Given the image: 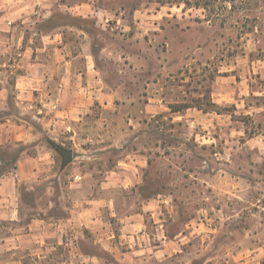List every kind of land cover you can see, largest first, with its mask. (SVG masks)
I'll return each mask as SVG.
<instances>
[{
  "label": "rangeland",
  "instance_id": "rangeland-1",
  "mask_svg": "<svg viewBox=\"0 0 264 264\" xmlns=\"http://www.w3.org/2000/svg\"><path fill=\"white\" fill-rule=\"evenodd\" d=\"M88 1L98 7L85 17L57 6L22 23L35 47L37 31L64 24L60 48L28 51L26 64L20 46L0 54V74L38 56L47 65L34 74L89 63L100 88L57 92L52 108L0 95V171L36 157L18 181L25 213L90 207L86 218L115 231V255L92 227H76L77 245L102 264H264V0ZM57 146L73 150L66 165ZM62 246L57 264H73Z\"/></svg>",
  "mask_w": 264,
  "mask_h": 264
},
{
  "label": "crops",
  "instance_id": "crops-1",
  "mask_svg": "<svg viewBox=\"0 0 264 264\" xmlns=\"http://www.w3.org/2000/svg\"><path fill=\"white\" fill-rule=\"evenodd\" d=\"M57 6H64L70 13L80 17H85L89 11L97 12L98 7L88 0H79L73 5L63 0H0V54L20 46L24 49L16 51L17 55L14 59L18 62L17 64L22 62L26 64L24 58L28 51L34 53L35 49H48V52H51L53 46H56L57 49L60 48L59 44L64 43V38L56 32H59L64 24H57L49 31H37V33H41L40 39L43 40H40L41 43L36 47L31 44L32 37L26 39L23 33L27 31L26 27L30 26L22 24L32 15H39L37 18H52ZM63 9L65 10V8ZM32 60L29 65L36 68L32 67L31 71L26 70L19 74H0V95L9 94L11 90L17 95L15 97L17 104H24L23 99L29 98L31 94H36L37 106L41 102L52 108V106L57 107L56 105H58V100H54L57 92L72 90L87 96L96 94V97L100 92L97 72L90 68L89 63L84 71L85 74L84 72L80 74H34V68L35 70L39 69L41 66L47 65V62L40 59L39 56ZM16 62L14 63L16 64ZM87 80L89 81L88 85L85 83ZM6 120L9 122L11 118L8 117ZM5 124L6 121H0V143L4 136L3 125ZM11 130L13 131V129ZM23 133L22 131L16 133L18 140L24 139L21 136ZM8 137H12V135ZM35 159L36 157L23 154L18 159L15 168L0 176V264H57L56 255L61 245H63L64 254L73 260V264H102L101 257L95 253L84 251L80 245H77V242L81 241V235L75 234L78 231L76 227L94 228L92 231L100 245L115 255L113 242L115 231L110 227H96L99 220L94 217L86 218L85 213L89 212L90 207L82 211L77 210L76 214L59 219H53L50 215L48 217L34 214L29 216L28 213H25L26 202L18 181L24 175L35 172V168H33ZM5 223H9V225L6 226ZM127 223H131V220H127ZM160 248L153 250H149V248V256L150 252H153L154 255L161 253L163 249ZM27 256L28 258L25 259ZM28 259L31 261L29 262Z\"/></svg>",
  "mask_w": 264,
  "mask_h": 264
},
{
  "label": "water",
  "instance_id": "water-1",
  "mask_svg": "<svg viewBox=\"0 0 264 264\" xmlns=\"http://www.w3.org/2000/svg\"><path fill=\"white\" fill-rule=\"evenodd\" d=\"M56 149L62 155L64 165H66L68 162H70L73 159L74 156L73 150L66 149L61 146H57Z\"/></svg>",
  "mask_w": 264,
  "mask_h": 264
},
{
  "label": "trees",
  "instance_id": "trees-1",
  "mask_svg": "<svg viewBox=\"0 0 264 264\" xmlns=\"http://www.w3.org/2000/svg\"><path fill=\"white\" fill-rule=\"evenodd\" d=\"M186 107H189V106H186ZM214 107H217V108H214ZM218 107L219 106H217L215 103H211V107L206 108V110L212 109V110L218 111V109H219ZM172 111L173 112H178V111H181V108H179L178 106H175V107L172 108ZM13 168H15V166H11V167L8 166V167H5V168H2L1 171H0V176L3 175L4 173H6L7 171H10Z\"/></svg>",
  "mask_w": 264,
  "mask_h": 264
}]
</instances>
